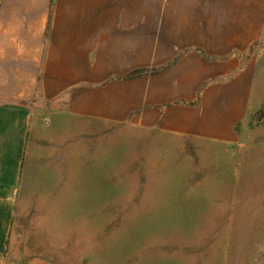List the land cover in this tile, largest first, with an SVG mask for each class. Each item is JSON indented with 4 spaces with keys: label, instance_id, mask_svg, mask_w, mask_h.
I'll return each mask as SVG.
<instances>
[{
    "label": "rangeland",
    "instance_id": "1",
    "mask_svg": "<svg viewBox=\"0 0 264 264\" xmlns=\"http://www.w3.org/2000/svg\"><path fill=\"white\" fill-rule=\"evenodd\" d=\"M111 7L106 0H56L53 5L51 0H0V29H8L10 36L4 38H18L28 51L42 48L51 14L55 13V27L62 35L65 29L96 28L98 9L104 11L105 27H111L113 21L107 18ZM162 8L123 4L117 27H123L127 17L126 26L141 22L154 30L178 28V12L171 15ZM195 38L217 43L223 37ZM95 54L91 53L93 58ZM200 55L208 62L210 75L201 78L196 99L204 90L219 94L232 90L242 115L235 125L234 144L157 127L106 125L103 136L98 133V147L89 141L90 162L95 156L100 162L98 179L90 172L89 180H82L74 160L70 200L52 208L40 205L14 227L10 262L264 264V35L248 37L243 51L234 49L224 58ZM228 60L231 64L224 67ZM170 64L132 75L163 74ZM175 74L173 70L165 77L171 81ZM179 86L185 95L190 92V84ZM178 103L195 105L178 100L163 107Z\"/></svg>",
    "mask_w": 264,
    "mask_h": 264
},
{
    "label": "crops",
    "instance_id": "2",
    "mask_svg": "<svg viewBox=\"0 0 264 264\" xmlns=\"http://www.w3.org/2000/svg\"><path fill=\"white\" fill-rule=\"evenodd\" d=\"M106 1L112 4L107 8L111 27H105L104 11L98 9L96 28L65 29L61 35L55 13H50L42 48L26 51L18 38H4L10 36L8 29H0V264H14L8 245L17 233L15 226L40 205L52 208L70 200L74 160L82 180L88 181L90 172L98 179L100 162L97 156L90 162L89 141L98 147V133L103 136L106 125L129 123L230 145L236 141L241 112L232 90H204L196 99L201 78L210 75L200 52L224 58L234 49L243 51L248 37L264 35V0ZM137 2L163 5L171 15L176 10L178 28L154 30L141 22L126 26L127 17L117 27L122 5ZM195 36L223 38L200 43ZM232 37H241L240 43ZM166 63L171 68L163 74L130 78L138 70ZM173 70L170 81L165 74ZM185 84L191 85L187 95L179 86ZM178 100L195 105L163 107Z\"/></svg>",
    "mask_w": 264,
    "mask_h": 264
},
{
    "label": "trees",
    "instance_id": "3",
    "mask_svg": "<svg viewBox=\"0 0 264 264\" xmlns=\"http://www.w3.org/2000/svg\"><path fill=\"white\" fill-rule=\"evenodd\" d=\"M137 77H139L138 74H134V75H131V76H130V78H137Z\"/></svg>",
    "mask_w": 264,
    "mask_h": 264
}]
</instances>
